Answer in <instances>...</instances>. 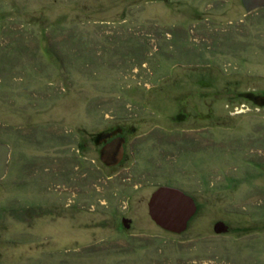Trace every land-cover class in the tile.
Returning <instances> with one entry per match:
<instances>
[{"label":"rangeland","instance_id":"1","mask_svg":"<svg viewBox=\"0 0 264 264\" xmlns=\"http://www.w3.org/2000/svg\"><path fill=\"white\" fill-rule=\"evenodd\" d=\"M242 1L0 0V264H264V109L235 97L264 88V10ZM116 126L118 171L92 140ZM162 185L198 205L181 235L148 215Z\"/></svg>","mask_w":264,"mask_h":264},{"label":"water","instance_id":"2","mask_svg":"<svg viewBox=\"0 0 264 264\" xmlns=\"http://www.w3.org/2000/svg\"><path fill=\"white\" fill-rule=\"evenodd\" d=\"M243 5L247 11L258 7H264V0H243ZM11 148L8 144L0 142V181L6 176L9 166ZM122 149L112 144L105 148L102 161L107 165H112L113 153L117 152L119 159ZM166 202H171L167 205ZM150 215L156 223L165 229L174 232L183 231L187 226V221L195 212L196 207L191 197L183 191L173 187H161L156 190L149 203ZM217 232L228 230L227 225L219 222L216 225Z\"/></svg>","mask_w":264,"mask_h":264},{"label":"flooded vegetation","instance_id":"3","mask_svg":"<svg viewBox=\"0 0 264 264\" xmlns=\"http://www.w3.org/2000/svg\"><path fill=\"white\" fill-rule=\"evenodd\" d=\"M256 9L264 10V7H258V8H255L253 10H250L249 12L246 9L245 10L248 12V14H250L253 11H255ZM235 97L236 98H240L243 101H246L247 102L246 104L248 106H253L254 108L264 109V88L253 87L252 89L242 90V91L236 92V96ZM179 117L182 120H187L188 114H184L183 113ZM133 134H134L133 131L130 130L126 126L108 127V128H106L104 130H101L100 132H97V133L93 134V136H92L93 144H94V146H96L98 148V153H99V156H100V160L106 167H108L110 169H113L114 171H118L121 168H123V166L129 160V154H127V148L129 146V139L133 136ZM113 143L116 144L118 148L120 147L123 151H122L121 157L119 159L117 158V152L113 153V158H112V160H113L112 162L113 163H112V165H107L106 163H104L102 161V155L104 154L105 148L110 146V145H112ZM202 183H203V185L208 184L207 177H203ZM165 186L166 187H172L171 185H162L159 188L165 187ZM159 188H157L156 190H158ZM173 188H176V187H173ZM177 189H179V188H177ZM179 190H181V189H179ZM181 191H183V190H181ZM184 193L193 199L195 207H196V210L191 215V217L188 219L186 228L183 231H180V232L170 231V230L165 229V228H163L162 226H160V225H158L156 223V221L150 215L149 203H150V198H151L152 195L148 199V202H147L148 215H149L150 219L160 229H162L163 231H166V232H169V233H172V234H175V235H181V234L185 233L186 230H187L189 222L192 220V218L197 213L198 205L195 202V199L191 195L187 194L186 192H184ZM166 204L167 205L168 204L171 205V202H166ZM219 222H222V221H218L217 223H219ZM217 223L214 225V234L216 236H223V235L229 234L230 230H229L228 226H227L228 227L227 231H225V232H217L215 230ZM121 225H122L121 226L122 229L124 228V230L130 232L132 227H133V220L131 218L123 217L122 220H121ZM146 249H149V248H140V247H134V246H130L128 248H125L126 251H130L131 250L132 252H136V253H139V252L144 251ZM126 251H125V253H127ZM156 259L157 258H155V260ZM148 261H150V260L148 259ZM158 261H159V259L156 262H154V263L150 261L148 264H158L157 263Z\"/></svg>","mask_w":264,"mask_h":264},{"label":"trees","instance_id":"4","mask_svg":"<svg viewBox=\"0 0 264 264\" xmlns=\"http://www.w3.org/2000/svg\"><path fill=\"white\" fill-rule=\"evenodd\" d=\"M12 47H13V46H12ZM7 50H10V49H6V51H7ZM12 53H13V52H12ZM12 53H11V52H9V54H5V55H10V54H12Z\"/></svg>","mask_w":264,"mask_h":264}]
</instances>
